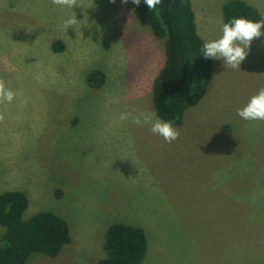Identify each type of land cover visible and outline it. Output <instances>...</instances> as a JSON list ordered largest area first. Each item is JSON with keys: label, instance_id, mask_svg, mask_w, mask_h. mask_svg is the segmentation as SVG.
Masks as SVG:
<instances>
[{"label": "rangeland", "instance_id": "rangeland-1", "mask_svg": "<svg viewBox=\"0 0 264 264\" xmlns=\"http://www.w3.org/2000/svg\"><path fill=\"white\" fill-rule=\"evenodd\" d=\"M224 1L190 0L204 42L222 34ZM243 1L264 19V0ZM77 3L0 0V78L17 93L0 103V193L21 191L24 219L47 210L70 236L55 257L24 264H93L112 223L141 227L144 264H264V120L237 115L264 87V36L240 69L211 58L169 143L134 123L156 117L163 39L135 19L131 0ZM94 71L98 87L86 82Z\"/></svg>", "mask_w": 264, "mask_h": 264}, {"label": "trees", "instance_id": "trees-1", "mask_svg": "<svg viewBox=\"0 0 264 264\" xmlns=\"http://www.w3.org/2000/svg\"><path fill=\"white\" fill-rule=\"evenodd\" d=\"M220 12L223 23L237 17L261 20L257 9L243 0H225ZM132 14L154 37L163 39L164 61L153 80L151 102L156 117L179 126L185 109L200 100L211 73V58L202 54L204 41L197 33L190 0H162L154 11L141 0L139 6L133 4ZM86 82L98 87L103 75L94 71ZM26 206L21 191L0 193V226L5 230L0 236V264H24L32 254L55 257L70 241L63 219L47 210L24 219ZM146 244L141 227L112 223L103 236L104 256L93 264H144Z\"/></svg>", "mask_w": 264, "mask_h": 264}, {"label": "clouds", "instance_id": "clouds-1", "mask_svg": "<svg viewBox=\"0 0 264 264\" xmlns=\"http://www.w3.org/2000/svg\"><path fill=\"white\" fill-rule=\"evenodd\" d=\"M127 3L128 0H122ZM137 6L141 0H131ZM52 3L62 7L73 8L79 5L77 0H52ZM150 11L157 10V6L162 3V0H144ZM78 20L75 14L64 21V27L74 26ZM264 19L254 21L245 17L232 18L229 22L223 24L222 34L212 40L205 41L202 46V54L205 58L223 59L226 66L232 69H240L242 61L246 59L250 50L253 39L264 36ZM17 96L3 78H0V103H11ZM27 103V100L24 101ZM143 115V114H141ZM155 117V113L152 114ZM237 115L244 120H264V87L253 94L246 104L237 109ZM5 119L3 113H0V122ZM127 119V114L122 113L120 120ZM134 123L140 125L142 123H151L150 131L153 134L162 136L166 142L171 143L178 139L180 132L174 127L172 122L161 120L155 117L150 121L149 117L144 115L143 120L137 116L134 118Z\"/></svg>", "mask_w": 264, "mask_h": 264}]
</instances>
